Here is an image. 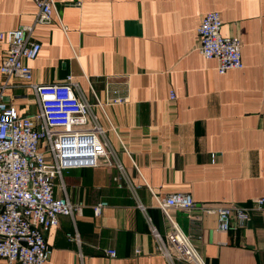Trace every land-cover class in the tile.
<instances>
[{
  "label": "crops",
  "instance_id": "crops-1",
  "mask_svg": "<svg viewBox=\"0 0 264 264\" xmlns=\"http://www.w3.org/2000/svg\"><path fill=\"white\" fill-rule=\"evenodd\" d=\"M54 1L53 22L33 34L38 59L24 62L34 84L75 77L118 162L66 170L56 180L55 194L83 207L46 234V264H169L146 213L165 236L171 224L154 195L179 193L190 194L195 208L169 216L205 264H264V212L248 227L233 221L238 227L228 233L205 212L264 198V0ZM210 11L220 13L222 36L242 40V70L220 75L218 62L200 54L197 29ZM37 13L34 0H0V32L33 25ZM6 50L0 43V69ZM4 81L0 72V87ZM1 95L20 117L40 112L24 81ZM101 203L107 207L96 216Z\"/></svg>",
  "mask_w": 264,
  "mask_h": 264
},
{
  "label": "built area",
  "instance_id": "built-area-1",
  "mask_svg": "<svg viewBox=\"0 0 264 264\" xmlns=\"http://www.w3.org/2000/svg\"><path fill=\"white\" fill-rule=\"evenodd\" d=\"M34 1L38 13L33 25L0 32V43L7 44L0 69L5 81L0 89L12 87L13 80L24 81L36 93L40 109L36 115L20 117L0 96V259L7 264H46L52 254L46 234L58 226L60 216L74 218L81 213L82 204L74 205L67 197L55 194L56 180L64 171L110 167L118 162L95 106L82 98L74 76L57 84L33 83L32 69L24 61L38 59L42 46L33 40L35 28L51 24L57 11L54 0ZM201 20L197 29L200 54L218 62L220 75L242 70V40L222 36L220 13L210 11ZM170 99H176L174 92ZM118 167L123 169L120 163ZM154 197L171 224L162 237L146 213L159 253L169 264H205L189 236L169 216L170 209L191 212L195 208L192 196ZM105 207L106 203L95 205V215L100 216ZM138 207L146 212L142 205ZM205 212L215 214L219 229L228 233L238 225L248 227L254 214L263 213L264 198H255L247 206L215 204ZM105 255L114 258L117 252L107 250Z\"/></svg>",
  "mask_w": 264,
  "mask_h": 264
}]
</instances>
